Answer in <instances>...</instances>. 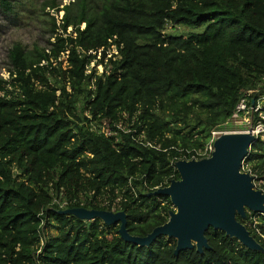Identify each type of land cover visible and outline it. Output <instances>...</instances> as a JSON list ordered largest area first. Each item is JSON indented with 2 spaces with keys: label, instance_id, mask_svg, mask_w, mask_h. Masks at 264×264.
Instances as JSON below:
<instances>
[{
  "label": "trees",
  "instance_id": "obj_1",
  "mask_svg": "<svg viewBox=\"0 0 264 264\" xmlns=\"http://www.w3.org/2000/svg\"><path fill=\"white\" fill-rule=\"evenodd\" d=\"M0 5L12 11L9 0ZM47 9L63 14L46 13L51 48L14 45L10 77L0 79V264H264L263 214L237 217L261 251L209 229V250L176 257L174 239L141 248L119 225L61 213L124 212L136 237L168 222L171 199L152 193L180 180L176 162L211 156L213 133L243 98L251 107L264 97V0H73ZM168 26L204 30L167 34ZM106 60L102 75L89 73ZM242 171L264 193L261 138Z\"/></svg>",
  "mask_w": 264,
  "mask_h": 264
},
{
  "label": "water",
  "instance_id": "obj_2",
  "mask_svg": "<svg viewBox=\"0 0 264 264\" xmlns=\"http://www.w3.org/2000/svg\"><path fill=\"white\" fill-rule=\"evenodd\" d=\"M255 141L256 137L250 132L223 135L214 142L210 157L176 162L180 180H173L168 187L157 189L152 195L169 197L177 211L170 212L168 222L146 237L132 236L128 232L124 212L77 208L61 213L82 221L100 219L108 226L119 225L120 237L141 248L151 247L161 237L174 239L176 257L187 250L196 249L200 254L209 250L206 237L209 229L224 232L249 250L261 251V245L237 219L238 216L246 218L247 211L264 215V193L255 188L254 177L242 171Z\"/></svg>",
  "mask_w": 264,
  "mask_h": 264
},
{
  "label": "rangeland",
  "instance_id": "obj_3",
  "mask_svg": "<svg viewBox=\"0 0 264 264\" xmlns=\"http://www.w3.org/2000/svg\"><path fill=\"white\" fill-rule=\"evenodd\" d=\"M12 5V11L6 13L0 5V79L8 80L10 77L9 71L12 70L9 60V52L14 45L20 44L26 51H32L34 47L41 49H50L54 42V35L50 32V18L46 13L57 16L58 21L62 18L61 14H56L55 11H43V6L49 1H55L60 7L68 5L73 0H9ZM204 28L192 30L183 27L168 26L167 34L189 35L190 33H201ZM183 33V34H182ZM115 54L116 51H112ZM98 65L94 61L89 67V73L97 70V75L100 76L104 72V67L107 64ZM250 120L244 116L241 119H231L229 124L221 131L213 134V139L208 146V152L214 149V142L223 135L242 134L249 130ZM213 152V151H212ZM177 211V208L174 207ZM53 233H56L53 231Z\"/></svg>",
  "mask_w": 264,
  "mask_h": 264
},
{
  "label": "built area",
  "instance_id": "obj_4",
  "mask_svg": "<svg viewBox=\"0 0 264 264\" xmlns=\"http://www.w3.org/2000/svg\"><path fill=\"white\" fill-rule=\"evenodd\" d=\"M244 116L250 120L249 130L246 133L250 132L256 139L261 138L264 140V97L258 99L251 107H249L247 98H243L238 104L232 119H241ZM213 150H211V153ZM41 245H44V240H42Z\"/></svg>",
  "mask_w": 264,
  "mask_h": 264
},
{
  "label": "clouds",
  "instance_id": "obj_5",
  "mask_svg": "<svg viewBox=\"0 0 264 264\" xmlns=\"http://www.w3.org/2000/svg\"><path fill=\"white\" fill-rule=\"evenodd\" d=\"M63 15V14H62Z\"/></svg>",
  "mask_w": 264,
  "mask_h": 264
}]
</instances>
